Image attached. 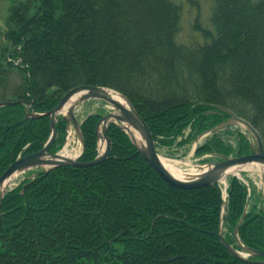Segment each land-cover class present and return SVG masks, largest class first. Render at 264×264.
I'll list each match as a JSON object with an SVG mask.
<instances>
[{"label": "trees", "instance_id": "1", "mask_svg": "<svg viewBox=\"0 0 264 264\" xmlns=\"http://www.w3.org/2000/svg\"><path fill=\"white\" fill-rule=\"evenodd\" d=\"M107 1L113 3L10 0L0 43V175L18 156L40 150L50 135L49 117L33 118L30 112L52 110L68 90L80 85L110 87L128 97L159 148L183 145L232 116L248 120L264 146V90L250 97L240 85L250 78L251 65L247 61L237 67L239 50L230 40L225 11L226 4L244 5L251 21L259 22L252 51L264 58V0H159L168 24L159 33L148 31L142 40L129 31L133 49L140 46L147 53L130 67L123 63L118 78L103 75L94 54L90 56L89 44L97 39V20L104 16ZM202 3L209 6L205 17ZM190 7L197 12L193 36L179 41L184 11ZM234 21L241 26L247 17L237 12ZM245 37L240 34V42ZM218 53L221 66L214 72L211 65ZM262 62L261 77L255 75L264 81ZM99 118L92 113L81 124L83 161L98 153ZM56 127L51 152L66 139L62 116ZM230 129L214 131L197 147L196 156L211 154L202 160L207 161L251 153L248 136ZM107 133L111 150L104 162L55 167L25 177L6 192L0 264H259L252 261L259 258L236 257L222 244L216 184L177 188L153 169L116 124ZM228 193L224 234L239 247L234 231L247 204L246 187L229 176ZM238 235L244 245L262 248L263 211L257 204L247 209Z\"/></svg>", "mask_w": 264, "mask_h": 264}, {"label": "rangeland", "instance_id": "2", "mask_svg": "<svg viewBox=\"0 0 264 264\" xmlns=\"http://www.w3.org/2000/svg\"><path fill=\"white\" fill-rule=\"evenodd\" d=\"M110 3L107 1V8L104 10V16L99 17L97 20L99 21L95 30L97 39L94 41L95 43L92 42L89 44V49L92 52L90 56L94 54L93 56L97 61V69H99L105 76L118 78V75L123 76V73L120 74V72H122L121 70H123L124 67L127 65L130 67L132 62L138 61L139 56L140 61H142L144 59L143 55L147 53L145 50L143 51V49L139 51L140 46L137 48L135 45L133 49V38L131 39V33L129 31L133 29L135 32L133 36H140L142 40L143 36L149 34L147 33L148 31H158L159 33L161 28L168 24L169 17H167L165 12L162 10L159 0H113V3ZM10 5V0H0V43L2 40L1 30L4 31L5 29V18L8 12L7 9ZM225 6L227 7H225V11L228 14L227 23L229 24V30L232 32L230 40H232L234 47H237L239 50V55L235 59L238 64L237 67L239 68L241 65L246 64L247 61L251 65V67H248L247 70V73L250 75V78L247 79L248 81H245V79L244 81H240V85L247 90L248 96L251 97L255 93H259L264 90V81L256 78V75L261 77L263 70L262 61H264L262 59L264 58L260 57L261 54H257L254 50L252 51L253 46L255 45V40L260 31L259 22L255 20L251 21L250 15L246 14L247 10L244 5L238 6V4H234V7H231L232 5L230 6V4H226ZM202 11L205 17V14L209 11L208 4L202 3ZM237 12H242L244 16L247 17V21L242 23L241 26L236 25L234 21ZM196 13V10L191 7L185 8L183 26L177 35L179 41L186 42L192 38L193 32L191 30V24L195 19ZM194 32L197 33L196 31ZM242 33H245L246 37L243 42H240L239 36ZM82 34L85 36V29L82 30ZM141 48L142 47H140V49ZM135 51H137V53ZM215 56L214 63L211 65L214 72L218 71L221 66V61H219L220 59H217L220 58V54L218 53V55ZM123 63L126 66H124ZM139 65H142L141 62ZM242 72H244V70ZM240 76L243 78L245 74L240 73ZM98 109H101V113L104 114L111 111V108L107 104H104V102L93 100L81 104L76 113L80 118H83L89 112H94ZM239 128L241 127L235 125L232 126V129L230 130L232 131ZM241 129L244 130L243 128ZM77 135L78 133H75L73 128L68 130V149L72 154L75 152L79 153L81 150V141ZM223 136L226 138V134H223ZM192 148L193 144L183 148L172 149V152H170V149L168 148H162L160 149V153L168 158L179 159L182 165L185 162L188 164L187 167H192L193 165L190 166V164L197 162L195 157L191 156ZM171 153L174 157L170 156ZM237 172H244V175L252 181L259 182L260 187L258 186V189L260 193L264 191L263 166L257 167V165H249L231 171V173ZM26 173L21 172L18 174L13 185L19 183Z\"/></svg>", "mask_w": 264, "mask_h": 264}, {"label": "water", "instance_id": "3", "mask_svg": "<svg viewBox=\"0 0 264 264\" xmlns=\"http://www.w3.org/2000/svg\"><path fill=\"white\" fill-rule=\"evenodd\" d=\"M119 97L121 100L117 99ZM90 99H99L111 105L112 111L104 114L96 124L95 134L100 139V148L98 156L90 161H81L79 159H72L63 156L59 153L49 152V148L57 136L56 121L58 115L62 114L67 122H73L75 129L82 139V132L80 130V122L75 115V107L80 103ZM48 116L50 119L51 134L44 144V146L36 152L20 157L12 162L7 169L0 175V230H1V204L4 194L8 188L9 178L15 174L22 172L31 167H41V172H46L51 168L70 165V166H94L106 160L111 150V139L107 135V127L110 123L118 124V127L125 131L129 136L132 144L137 148L143 158L153 167V169L169 184L183 189H194L203 186H208L216 183L231 169L247 164L257 163L264 167V148L261 136L257 129L246 119L233 116L228 123L239 124L249 130L255 139V147L252 153L225 158L224 160L207 163V167L196 174H189L187 178L175 177L163 164L159 154L157 153L153 135L144 120L138 113L132 101L122 93L104 86L99 85H80L68 90L62 97L60 102L50 111L45 113H30V117L40 118ZM135 130L140 134L141 140L135 138L133 134ZM207 133V132H205ZM204 133V134H205ZM105 142L103 148L102 144ZM48 167V168H46ZM25 186L22 191H24ZM242 216L241 221H243ZM219 237L225 248L239 258H244L240 250L231 245L225 238L223 232L220 230ZM235 236L240 247L249 252L250 256L261 257L257 262L264 264V215H263V247L261 249H254L249 246L241 244L238 238V227L235 229Z\"/></svg>", "mask_w": 264, "mask_h": 264}, {"label": "bare ground", "instance_id": "4", "mask_svg": "<svg viewBox=\"0 0 264 264\" xmlns=\"http://www.w3.org/2000/svg\"><path fill=\"white\" fill-rule=\"evenodd\" d=\"M117 99L121 100L119 97L115 96ZM122 101V100H121ZM133 134L135 136V138H137L139 141L141 140V136L140 134H138L135 130H133ZM63 156H67V157H74L75 155H77V152H75L74 154H72L70 152V150L68 149V144L67 146H65L64 150L61 153ZM160 158L163 162V164L167 167V169L175 176V177H179L182 178L184 177L183 175V170L181 168L178 167L177 163L179 162L178 160H172V159H168L166 157H164L163 155L160 154ZM17 173L13 174L8 181V185L11 184L14 179L16 178Z\"/></svg>", "mask_w": 264, "mask_h": 264}]
</instances>
